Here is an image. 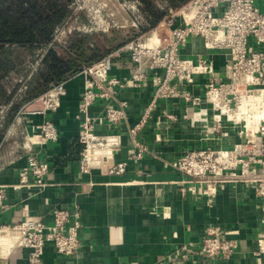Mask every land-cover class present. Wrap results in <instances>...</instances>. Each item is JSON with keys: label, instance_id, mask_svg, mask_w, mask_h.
<instances>
[{"label": "crops", "instance_id": "0c3cea01", "mask_svg": "<svg viewBox=\"0 0 264 264\" xmlns=\"http://www.w3.org/2000/svg\"><path fill=\"white\" fill-rule=\"evenodd\" d=\"M256 3L264 9V0ZM153 30L162 40L169 37V29L161 23ZM181 52L191 58H207L212 61L215 75H223L224 53L208 51L201 37H189ZM134 68L125 53L114 60L110 74L128 81ZM146 68L144 64L142 70L147 75L143 81L125 85L117 95L118 100L127 102L126 120L116 129L121 131V147L112 156L115 164L124 165L122 171L93 168L82 173L79 169L77 105L83 87L81 74L65 81L59 108L46 115L57 128L56 141L31 144L28 137L43 117L16 115L0 139V184L8 185L7 208L0 213V223L38 216L51 224L53 209L77 204L81 217L80 249L65 256L47 243L43 264H264V253H259L257 245L264 233V219L261 201L253 189L242 182L226 184L208 206L199 195L180 193L183 175L171 165L185 151L207 146L231 147L244 141V137L237 136L232 129H228V136L223 135V130L210 131V112L207 124L192 125L183 118L185 113H191L190 102L164 98L157 101L137 134L147 150L140 158L132 157L136 149L125 129L139 120L155 90L152 74ZM205 80L204 75H196L193 85L184 84L181 88L203 94ZM204 106L202 103L201 107ZM163 111L173 114L175 119H167ZM102 113V102L90 105L91 116ZM109 131L107 126L97 128L101 134ZM32 151L50 166L47 184L40 191L34 187H14L26 165V156ZM209 226H219L221 237L235 242L232 254L206 257L198 252V242ZM6 246L7 239L0 237V264H28L26 249Z\"/></svg>", "mask_w": 264, "mask_h": 264}, {"label": "built area", "instance_id": "2783aa9c", "mask_svg": "<svg viewBox=\"0 0 264 264\" xmlns=\"http://www.w3.org/2000/svg\"><path fill=\"white\" fill-rule=\"evenodd\" d=\"M127 7L137 10V3L132 2ZM218 9H221L220 13ZM160 23L169 29L166 40L158 36L154 27L79 72L83 76L77 105L80 114V171L89 173L93 168L109 172L123 170L122 163L112 161L113 154L121 147V131L116 129L126 120L127 107V102L118 100L117 95L125 85L146 78L147 72L142 70L146 64L155 90L139 120L125 129L135 145L132 157L140 158L147 150L137 134L156 108L157 101L182 98L191 103V113H185L183 118L192 125L207 124L210 112V131L223 130V135L228 136V129H232L245 139L231 147L193 148L178 155L171 165L183 175L179 181L180 193L199 195L211 206L221 187L242 182L260 199L264 219V9L256 0H188L178 8H168ZM62 30L63 26L56 30L54 41L61 42ZM191 36L201 37L208 51L224 53L221 77L215 75L212 61L207 58L182 54L181 47ZM125 53L135 68L130 80L121 81L111 75L110 70L114 60ZM42 55L35 61L34 69ZM196 75L206 77L203 94L181 88L184 84L193 85ZM64 93L65 81L54 83L19 111L21 115L43 117L28 137L31 144L42 145L57 140V128L46 115L59 108ZM98 101L103 103V113L93 117L89 114V107ZM202 103L204 107H201ZM162 114L167 119H175L167 111ZM102 126H107L110 131L98 133L97 128ZM49 169L47 161L38 157L36 152H30L14 187L42 190L47 184L45 178ZM7 188L8 185L0 184V213L7 208ZM80 228V211L74 203L70 208L53 209L51 224L38 216L2 222L0 237L7 239L6 248L26 249L28 264H43L42 254L47 243L53 244L58 254L77 253L81 246ZM221 233L219 226H209L198 242V252L206 257L232 254L235 242L221 237ZM257 245L259 253H264V233L259 236Z\"/></svg>", "mask_w": 264, "mask_h": 264}, {"label": "trees", "instance_id": "16d2710c", "mask_svg": "<svg viewBox=\"0 0 264 264\" xmlns=\"http://www.w3.org/2000/svg\"><path fill=\"white\" fill-rule=\"evenodd\" d=\"M74 1L0 0V139L19 111L52 84L66 81L139 36L135 28L123 34V30L113 27L109 39L91 43L85 34L68 28L61 42L54 41L56 30L70 18ZM122 1L137 3L142 33L156 27L168 8H178L188 0Z\"/></svg>", "mask_w": 264, "mask_h": 264}, {"label": "rangeland", "instance_id": "374dc122", "mask_svg": "<svg viewBox=\"0 0 264 264\" xmlns=\"http://www.w3.org/2000/svg\"><path fill=\"white\" fill-rule=\"evenodd\" d=\"M131 3L122 0H75L73 17L67 20L62 32L64 34L68 28L76 30L85 34L91 43L109 39L113 27L123 30V34L130 27L135 28V32L141 35L146 31L139 32L137 10L127 7ZM220 11L221 9L217 10L218 13Z\"/></svg>", "mask_w": 264, "mask_h": 264}]
</instances>
